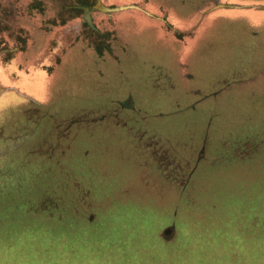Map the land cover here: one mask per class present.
Segmentation results:
<instances>
[{
  "label": "rangeland",
  "instance_id": "rangeland-1",
  "mask_svg": "<svg viewBox=\"0 0 264 264\" xmlns=\"http://www.w3.org/2000/svg\"><path fill=\"white\" fill-rule=\"evenodd\" d=\"M0 264H264V0H0Z\"/></svg>",
  "mask_w": 264,
  "mask_h": 264
}]
</instances>
